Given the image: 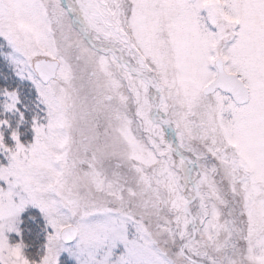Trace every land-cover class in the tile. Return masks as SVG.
Here are the masks:
<instances>
[{"label": "snow or ice", "instance_id": "1", "mask_svg": "<svg viewBox=\"0 0 264 264\" xmlns=\"http://www.w3.org/2000/svg\"><path fill=\"white\" fill-rule=\"evenodd\" d=\"M0 264H264V0H0Z\"/></svg>", "mask_w": 264, "mask_h": 264}]
</instances>
